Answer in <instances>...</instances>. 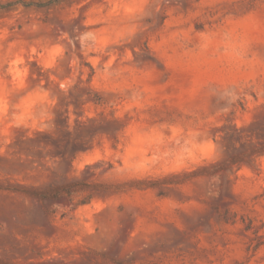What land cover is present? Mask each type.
<instances>
[{
    "label": "rangeland",
    "instance_id": "1",
    "mask_svg": "<svg viewBox=\"0 0 264 264\" xmlns=\"http://www.w3.org/2000/svg\"><path fill=\"white\" fill-rule=\"evenodd\" d=\"M0 264H264V0L0 10Z\"/></svg>",
    "mask_w": 264,
    "mask_h": 264
},
{
    "label": "trees",
    "instance_id": "2",
    "mask_svg": "<svg viewBox=\"0 0 264 264\" xmlns=\"http://www.w3.org/2000/svg\"><path fill=\"white\" fill-rule=\"evenodd\" d=\"M57 0H50L47 2H27V1H10L7 3L0 4V10L9 9L11 7L22 5L24 7H46ZM85 185V183H66L60 186H57L54 189H46L41 191H36L33 193V196L39 200H64L67 199L70 202H73L75 194L79 192V186ZM91 197L87 196L77 202L78 204H87L90 202Z\"/></svg>",
    "mask_w": 264,
    "mask_h": 264
}]
</instances>
